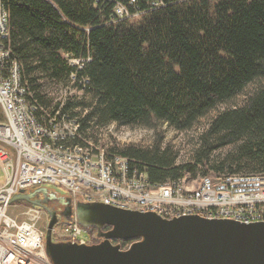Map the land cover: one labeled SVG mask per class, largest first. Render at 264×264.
I'll return each instance as SVG.
<instances>
[{
	"label": "trees",
	"instance_id": "trees-1",
	"mask_svg": "<svg viewBox=\"0 0 264 264\" xmlns=\"http://www.w3.org/2000/svg\"><path fill=\"white\" fill-rule=\"evenodd\" d=\"M114 1L4 0L9 46L37 112L75 117V141L85 144L109 123L186 131L256 81L240 104L217 110L197 131L186 160L160 135L107 151L153 183L196 170L264 172V0H136L143 13L135 21L116 19ZM70 81L81 93L57 99Z\"/></svg>",
	"mask_w": 264,
	"mask_h": 264
},
{
	"label": "built area",
	"instance_id": "built-area-1",
	"mask_svg": "<svg viewBox=\"0 0 264 264\" xmlns=\"http://www.w3.org/2000/svg\"><path fill=\"white\" fill-rule=\"evenodd\" d=\"M142 13L136 0L114 1L116 19L135 21ZM8 39L9 12L0 0V264H52L44 247L46 227L39 225L42 209L26 204L20 217L9 212L10 198L20 189L60 186L73 204L102 202L153 211L163 218L197 214L243 222L264 220V172L195 177L185 173L153 183L127 157L75 141L79 137L75 117L37 112ZM52 235L57 240L92 242L91 229L80 225L75 214L54 226Z\"/></svg>",
	"mask_w": 264,
	"mask_h": 264
},
{
	"label": "water",
	"instance_id": "water-1",
	"mask_svg": "<svg viewBox=\"0 0 264 264\" xmlns=\"http://www.w3.org/2000/svg\"><path fill=\"white\" fill-rule=\"evenodd\" d=\"M45 190L20 189L10 202L22 200L42 207L43 200L35 196ZM73 206L80 225L107 229L99 233L103 239L96 243L57 240L52 235L56 218L50 212L44 247L52 264H264V220L243 222L197 214L163 218L153 211L102 202L77 201ZM128 240L123 247L121 241Z\"/></svg>",
	"mask_w": 264,
	"mask_h": 264
},
{
	"label": "rangeland",
	"instance_id": "rangeland-1",
	"mask_svg": "<svg viewBox=\"0 0 264 264\" xmlns=\"http://www.w3.org/2000/svg\"><path fill=\"white\" fill-rule=\"evenodd\" d=\"M73 64H80V61L77 62V59L70 58V62ZM258 82L249 83L246 88L239 94H237L234 98H232L229 102L221 104L217 109L210 111L205 117L201 118L195 126L186 131H176L173 128L169 127L167 124L162 123L159 126L155 127H143V126H119L115 123H109L104 127H100L96 129L92 135L88 138V142L96 147H105L112 143L118 144H127V143H136L141 145L150 144L154 141L159 135L161 136L162 144H171L175 149L178 150L177 153V161L181 162L190 157L191 149L194 145V136L197 131L201 129L208 121V119L220 109L225 107H231L234 105H238L242 102L245 94L250 92ZM80 94L81 92L75 88L73 85V81H70L67 86H63L58 89L56 93L57 99L63 98L66 94ZM1 113V112H0ZM226 148H222L220 151L224 152ZM188 176L195 177L197 175H201L200 170H196L195 172H186ZM1 169H0V178ZM50 188H54L58 193L65 194L64 188L60 186H49ZM25 203L23 202H13L9 207V212L12 214H17L20 217V212L24 209ZM39 225L41 227L47 226V216L41 212V217L39 220ZM58 227V224L55 227ZM58 228H56V231ZM89 235V233L87 234Z\"/></svg>",
	"mask_w": 264,
	"mask_h": 264
},
{
	"label": "flooded vegetation",
	"instance_id": "flooded-vegetation-1",
	"mask_svg": "<svg viewBox=\"0 0 264 264\" xmlns=\"http://www.w3.org/2000/svg\"><path fill=\"white\" fill-rule=\"evenodd\" d=\"M29 191L30 190L25 192L28 193ZM35 197L39 200H43V202H41L42 207H39L42 209V212L47 216V224L50 219V212L54 213V216L56 218L55 225L62 223L64 219L70 218L74 214L75 207L73 206V202H71L72 205H69L67 203L66 194L56 193L55 191L48 188L44 192H39ZM106 229L107 227H104L101 230L92 228V243L99 242L101 239H103V237L99 235V233ZM115 241L116 240H113V242Z\"/></svg>",
	"mask_w": 264,
	"mask_h": 264
}]
</instances>
